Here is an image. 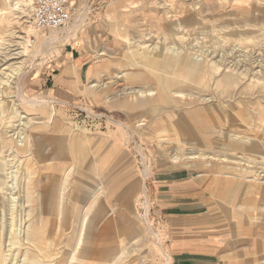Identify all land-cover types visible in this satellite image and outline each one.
Listing matches in <instances>:
<instances>
[{
  "label": "rangeland",
  "instance_id": "1",
  "mask_svg": "<svg viewBox=\"0 0 264 264\" xmlns=\"http://www.w3.org/2000/svg\"><path fill=\"white\" fill-rule=\"evenodd\" d=\"M24 1L0 0L36 32L0 42V264L169 261L153 188L166 170L203 179L233 231L264 229V0H68L58 31ZM67 48L87 63L58 64ZM124 90L145 105L120 106L137 102Z\"/></svg>",
  "mask_w": 264,
  "mask_h": 264
},
{
  "label": "crops",
  "instance_id": "2",
  "mask_svg": "<svg viewBox=\"0 0 264 264\" xmlns=\"http://www.w3.org/2000/svg\"><path fill=\"white\" fill-rule=\"evenodd\" d=\"M87 61L85 53L77 48H67L64 58L56 60L76 67ZM63 81L59 80L61 84ZM63 83L68 85L55 90L56 96L71 98L73 86L67 80ZM127 174L130 176V172ZM159 175L153 182L154 199L167 224L170 260L164 263L155 257L151 264H264V229L252 226V230L233 231L237 216H230L228 221L217 212L209 214L212 200L206 182L190 171L166 170ZM225 221L231 223V232L223 226Z\"/></svg>",
  "mask_w": 264,
  "mask_h": 264
},
{
  "label": "bare ground",
  "instance_id": "3",
  "mask_svg": "<svg viewBox=\"0 0 264 264\" xmlns=\"http://www.w3.org/2000/svg\"><path fill=\"white\" fill-rule=\"evenodd\" d=\"M7 1V0H6ZM24 1V0H23ZM35 2H36V0H25L24 1V5H22L21 7H20V9L22 10V11H24L25 12V14H27V16L26 17H28V16H33L34 17V13H35ZM5 3V2H4ZM5 5H7V4H5ZM4 5V6H5ZM6 7V6H5ZM8 7V6H7ZM2 9V8H1ZM15 11V10H14ZM14 11H13V14H15L16 15V13H14ZM18 11V10H17ZM6 13H7V11H6ZM5 12H3V10H0V42H1V46H6V41H8V44H10V41H15L16 40V38L18 37V31L21 33V34H24V35H27V36H24L23 38H24V40L25 39H27L28 38V35H30V33H32L33 31H34V33L36 34V32H35V30H33V26L32 25H30L28 22H24V24H26L25 26H24V24H21L20 22H19V20L18 21H15V18H12L11 17V15H8V14H6ZM29 19V18H28ZM30 22V21H29ZM15 38V40H13ZM51 38H53V33L51 34V35H49V37H47V39H51ZM16 45H18V43L16 42L15 43ZM21 46H23V47H26L27 45H26V42H21V44H20ZM8 47H9V45H8ZM7 47V48H8ZM171 48V47H170ZM21 49V48H20ZM165 49V48H164ZM7 50V49H6ZM153 50H151V52H152ZM24 53H26V50H24V48H23V50L21 49L18 53H16V55H22V54H24ZM104 53H102L101 55H103ZM9 55V54H8ZM172 56V55H171ZM166 58V57H165ZM182 58V57H181ZM183 59V58H182ZM173 60V59H172ZM184 60H185V62H186V65H187V63H189V65L192 63L191 61V59L189 58V57H186V58H184ZM171 61V60H170ZM177 61V60H176ZM153 62H154V60H153ZM184 62V63H185ZM170 63V62H169ZM179 63V62H178ZM157 64V63H156ZM185 65V64H184ZM185 65V66H186ZM187 67V66H186ZM216 68V67H215ZM20 68H15L14 69V71H13V74L16 72V70H19ZM187 69V68H186ZM190 69V68H189ZM205 70V69H204ZM215 71V70H214ZM195 72V71H194ZM193 73V72H192ZM209 74V73H208ZM204 75V74H203ZM120 78H121V76H120ZM209 78V77H208ZM201 82V84H202V81H200ZM173 83H175V82H173ZM109 84V83H108ZM117 84V83H116ZM103 85V84H102ZM110 85V84H109ZM97 86H99V84H93L92 86H91V88H94V87H97ZM115 86V85H114ZM104 88H107V84H104L103 85V87H102V89H104ZM172 88V87H171ZM136 90V89H135ZM135 90H132V91H130L131 93H128L127 92V90L123 93V95H128V96H130V97H132L135 101H137L136 103H135V105H132V104H130L129 102H123L122 101V104L120 105V106H122V107H124L125 109H134V108H140V107H143L145 104H143V102H145V101H143L142 102V97L140 96V95H138V94H135ZM139 92H141L142 94H144V93H148V91H146V90H140ZM149 92H152V90L151 91H149ZM108 95V94H107ZM119 96V95H118ZM117 97V96H116ZM113 98H115V97H113ZM118 98V97H117ZM147 98V97H146ZM145 98V99H146ZM144 100V99H143ZM127 101V100H126ZM113 104H114V102H112ZM111 103V104H112ZM52 117V115L50 114V116H49V118H51ZM51 122V121H50ZM233 137H234V135H233ZM165 145V144H164ZM169 146V145H168ZM30 147V146H29ZM173 148V147H172ZM186 148V147H185ZM171 149V148H170ZM170 151V150H169ZM210 151V150H209ZM175 152V151H174ZM178 151H176V153L173 155V160L174 161H179L180 159H181V157L179 156V154L177 153ZM207 152V151H206ZM211 152V151H210ZM213 152V151H212ZM211 152V153H212ZM186 153V155H184V159H187V160H197V159H202L203 158V156H205L203 153H199V152H193V153H191V152H185ZM210 153V154H211ZM195 154V155H194ZM209 154V153H208ZM217 154V153H216ZM172 155V154H171ZM185 157H187V158H185ZM241 159V158H240ZM243 161V159H241L240 160V162L239 163H241ZM210 162V161H209ZM223 162V161H222ZM195 163V162H194ZM235 163H238V162H235ZM242 164V163H241ZM240 164V165H241ZM231 166V165H230ZM235 166V165H234ZM233 166V167H234ZM250 166V165H249ZM235 167H237V166H235ZM239 167V166H238ZM241 167V166H240ZM242 168V167H241ZM251 168V167H250ZM253 169V168H252ZM248 171V170H247ZM4 172V171H3ZM2 172V173H3ZM249 172V171H248ZM263 174V173H262ZM8 175V174H7ZM257 176V175H256ZM254 178V177H253ZM3 179H4V177H3ZM5 180V179H4ZM259 180V179H258ZM264 180V179H263ZM66 182V181H65ZM257 182V181H256ZM2 187V186H1ZM85 215V214H84ZM147 216V215H146ZM80 217V216H79ZM87 217V216H86ZM84 218V217H83ZM82 218V219H83ZM85 220V219H84ZM81 221V220H80ZM85 222V221H84ZM84 224V223H83ZM82 224V225H83ZM84 226V225H83ZM21 228V227H20ZM82 228V227H81ZM80 228V229H81ZM82 230V229H81ZM20 231V230H19ZM79 232V231H78ZM80 233V232H79ZM82 233V232H81ZM119 233V232H118ZM1 234V233H0ZM79 236V235H78ZM114 237V236H113ZM1 238V237H0ZM77 238V237H76ZM79 238H81V237H79ZM79 238H78V240H79ZM65 240V239H64ZM3 242V241H2ZM70 242V241H69ZM2 244V243H1ZM0 244V245H1ZM86 245V244H85ZM158 245H160L161 246V244H160V242H158ZM115 246V245H114ZM74 252V251H73ZM74 254H77L76 252L74 253ZM167 255V254H166ZM72 256H74V255H72ZM72 256H70L71 258H72ZM5 258V257H4ZM93 260H95V259H93ZM5 261V260H4ZM74 262V261H73ZM78 262V261H77ZM3 264V263H2ZM68 264V263H67ZM126 264V263H125Z\"/></svg>",
  "mask_w": 264,
  "mask_h": 264
},
{
  "label": "built area",
  "instance_id": "4",
  "mask_svg": "<svg viewBox=\"0 0 264 264\" xmlns=\"http://www.w3.org/2000/svg\"><path fill=\"white\" fill-rule=\"evenodd\" d=\"M71 20L72 12L68 0H36L33 24L37 29L58 31Z\"/></svg>",
  "mask_w": 264,
  "mask_h": 264
}]
</instances>
